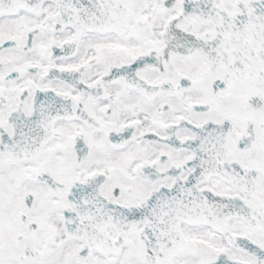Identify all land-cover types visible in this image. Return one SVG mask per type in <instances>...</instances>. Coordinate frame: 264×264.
<instances>
[{
    "label": "snow or ice",
    "instance_id": "1",
    "mask_svg": "<svg viewBox=\"0 0 264 264\" xmlns=\"http://www.w3.org/2000/svg\"><path fill=\"white\" fill-rule=\"evenodd\" d=\"M0 264H264V0H0Z\"/></svg>",
    "mask_w": 264,
    "mask_h": 264
}]
</instances>
